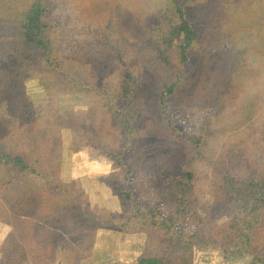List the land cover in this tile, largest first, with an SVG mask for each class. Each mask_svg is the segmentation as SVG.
Segmentation results:
<instances>
[{"label":"rangeland","instance_id":"rangeland-1","mask_svg":"<svg viewBox=\"0 0 264 264\" xmlns=\"http://www.w3.org/2000/svg\"><path fill=\"white\" fill-rule=\"evenodd\" d=\"M154 1L151 4L149 0H56L59 11L53 15L55 25L47 36L60 53L56 54L50 68L38 65L35 57L22 59L14 75L9 74L31 98L33 117L46 131L56 134L59 158L55 164L60 183L80 199L91 215L96 213V221H99L100 218H115L121 208L118 196L106 182L113 167L103 152L116 151L121 140L116 132L115 117L106 102L108 97L122 95L126 90L121 76L126 65L137 86L134 97L140 103L138 129L133 134L131 146L134 156L130 170H127L135 190L139 195L149 197L154 190L157 193L162 186L167 187L170 178L181 170L193 172L195 195L189 203V213L184 215L192 220L191 223L183 220L176 229H192L190 234L201 247L205 244L213 247L201 250L192 242L185 241L184 244L189 233L177 243L179 237L172 232L130 235L116 233L90 221L85 229L75 230L72 226H64L63 222L54 227L53 237L57 244L54 264H156L154 258L167 264H230L221 249L227 245L223 223H220L225 217H216L217 212L206 206L205 200L210 202L212 199L209 185L217 189V178L228 167V149L232 147L233 150L234 144L243 142L244 137L251 136L253 142L249 146L250 156L242 154L248 157V162L251 159L242 173L256 175L264 169L262 146L254 142L259 134H264V10L261 9L260 16L251 10L249 20L227 26L221 22L222 11L217 7L192 0L188 15L199 21V15L204 14L200 22L205 28V22L210 27L216 16L220 24L214 30L198 31L197 41L189 54H193L198 63L203 52L213 54L206 66L200 68L194 64V74L189 78L179 74L180 69L173 70L176 63L171 62L174 58L171 48L156 45L165 34L166 26L160 13L167 0L153 4ZM242 1L244 4L249 2ZM254 1H262L264 7V0ZM116 8L135 12L137 16L129 17L130 21L140 20L138 14L147 19L145 30L137 38L115 37ZM16 14L15 3L9 6L7 0H0L1 70L8 65V58H14L19 47ZM119 24L123 26L121 21ZM129 24L133 25L132 22ZM76 49L80 52L76 53ZM234 51L239 53L232 61L228 60ZM169 55L172 58L166 60ZM48 58L51 59L50 54ZM227 63L230 76L223 74L215 81L216 76L212 73L217 68L223 72L222 67ZM184 71L181 69L180 73ZM180 76L190 88L186 91V86L184 91L187 93L167 99V111L162 113L158 90L163 83L179 80ZM17 118L13 112H0V125L7 143H15L18 135L26 136ZM88 126L87 133L90 131L95 135L100 149L84 146L83 128ZM181 132L198 135L196 137L201 141L198 159H192L193 145L183 148L187 139ZM15 187L1 185L3 210L13 207L15 200L20 198H16ZM26 188L22 189L18 184L17 189L19 192ZM55 194L60 197L64 193L57 190ZM215 202L219 203V199ZM10 214L0 215V252L6 249L13 234L8 231L10 226L2 221ZM201 236L203 239L200 240ZM16 254L17 250H10L11 257ZM34 261L27 257L24 264H35Z\"/></svg>","mask_w":264,"mask_h":264},{"label":"trees","instance_id":"trees-1","mask_svg":"<svg viewBox=\"0 0 264 264\" xmlns=\"http://www.w3.org/2000/svg\"><path fill=\"white\" fill-rule=\"evenodd\" d=\"M149 1L152 4V0ZM156 1L159 0H155L153 4ZM7 2L9 6L14 3L17 5L16 25L20 40L14 58H8V65L3 70L0 69V112L16 114L18 125L23 127L26 136L22 138L18 135L15 143H7L3 138L4 131L0 125V187L2 184L15 185L16 198L20 196L15 200L14 206L7 210H3L4 206L0 205V215L11 213L2 221L7 227L10 226L9 233L13 232L10 243L4 251L0 252V264H24L27 257L34 259L35 264H54L57 247L53 237L54 227L63 222H65L64 226H72L75 230L85 229L87 222L90 221L93 224L98 222L105 229L124 234L143 232L149 236L153 231L172 232L176 238L179 237L177 243L185 239V233H189L183 241L184 244L185 241L192 242L195 248L201 250L213 247L208 244L201 247L190 234L192 229L185 227L183 230L176 229L183 220L187 223H191L192 220L190 216L184 215L189 213V203L195 195L193 172L181 170L170 178L167 187L162 186L157 193H155L156 190L152 194L148 193L149 197L141 196L138 190H135L136 186L127 170H130L129 165L134 156L131 146L133 134L138 129L140 103L134 97L137 86L131 70L126 65L121 74L126 90L122 95L108 97L106 102L115 117L116 132L121 140L118 142L116 151L103 152V156L113 167L106 182L120 200V212L115 215V218H100L96 221L98 218L96 213L91 215V211H87L85 205L79 202L80 199L75 198L71 191L62 186L55 164L59 158L56 134L46 131L33 117L31 98L24 94V88H19L14 76L9 74L12 72L14 75L22 59L37 57L38 65L44 64L46 67L52 65L56 54L60 52L54 48L53 41L47 35L51 33L55 25L53 15L59 11L56 9L58 3L56 0H7ZM242 2V0L200 1L204 5L210 4L212 8L217 7L222 11L223 18L220 20L226 23L224 25L229 24V26L240 23L244 19L249 20L248 14L251 10H255L259 16L262 14L261 9L264 10L262 1L255 3L254 0H249L246 4ZM191 3H193L192 0H167L164 3V11L160 13V16L166 26L165 34L156 41V45L171 48L174 54L171 62L176 63L173 70L180 69L177 72L189 78L194 74L193 65L197 64L200 68L206 66L213 54L209 51L203 52L204 54L201 55L203 58L199 63L194 59L193 54H189V49L197 41L198 31L210 28L214 30L220 24L216 16L210 27L205 22L207 27L205 28L200 22L204 14L199 15V21L187 14ZM135 16H137L135 12L115 9V37L134 39L145 30L147 19L138 14L140 20L130 21L129 17ZM65 20H68L67 15ZM120 21L123 26L131 29H125L119 24ZM131 22L133 25L129 24ZM74 51L80 52L79 49ZM237 53L239 52L231 53L228 60L232 61ZM49 54L51 59L48 58ZM171 58L169 55L166 60ZM181 69L185 71L180 73ZM222 70L223 72L221 68H217L212 73L216 76L215 81L224 75L230 76L231 69L228 63L226 67H222ZM186 86L188 91L190 86L181 76L179 80L162 84L158 90L159 108L162 113L167 111V99L184 94ZM89 128L90 126L83 128L84 146L100 149L95 135L90 131L87 133ZM55 130L59 132L57 127ZM181 135L187 139L183 148H190L193 145L195 152L191 155L192 159H198L200 153L198 146L201 143L196 137L198 135H188L185 132H181ZM252 142V137L247 136L244 137L243 142L235 143L233 150L232 147L228 149V167L222 175L220 174L218 180L215 178V181L219 182L217 189L209 185L208 192L211 193L212 199L210 202L205 200V205L217 212L216 217H225V221L220 223H223V234L227 245L221 249L225 251L224 258L229 260L230 264H264V169L256 175L242 173L246 164L251 161L250 159L248 162V157L242 154L250 156L252 151L249 146H252ZM254 142L262 146L261 151L264 155V134H259ZM36 181H39V184ZM33 183L36 185L32 187ZM18 184L22 186V189L25 186L27 188L18 192ZM57 190H63L64 194L59 197L55 194ZM149 191L152 189L149 188ZM217 198L219 203L215 202ZM141 199L145 202L140 201ZM201 239H203L202 236ZM11 249L17 250L16 256H10ZM139 257H142V254ZM154 262L167 264L157 258H154Z\"/></svg>","mask_w":264,"mask_h":264},{"label":"crops","instance_id":"crops-1","mask_svg":"<svg viewBox=\"0 0 264 264\" xmlns=\"http://www.w3.org/2000/svg\"><path fill=\"white\" fill-rule=\"evenodd\" d=\"M118 231H116V233H117ZM135 234H139V233H135ZM131 235V234H130Z\"/></svg>","mask_w":264,"mask_h":264}]
</instances>
